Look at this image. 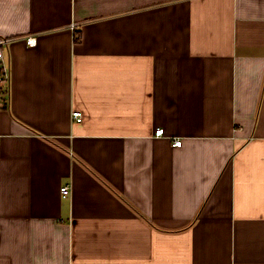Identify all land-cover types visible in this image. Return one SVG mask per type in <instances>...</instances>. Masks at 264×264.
Returning a JSON list of instances; mask_svg holds the SVG:
<instances>
[{
	"label": "crops",
	"instance_id": "obj_1",
	"mask_svg": "<svg viewBox=\"0 0 264 264\" xmlns=\"http://www.w3.org/2000/svg\"><path fill=\"white\" fill-rule=\"evenodd\" d=\"M0 36V264H264V0H0Z\"/></svg>",
	"mask_w": 264,
	"mask_h": 264
},
{
	"label": "built area",
	"instance_id": "obj_2",
	"mask_svg": "<svg viewBox=\"0 0 264 264\" xmlns=\"http://www.w3.org/2000/svg\"><path fill=\"white\" fill-rule=\"evenodd\" d=\"M14 41L12 38H7L4 36H0V108L5 106L4 104V96L6 94V86L10 82L11 79V72L10 67L6 58V50ZM29 45L35 46L37 44L36 38L32 37L28 40ZM73 117L77 122H81L83 117L81 112L76 111L73 113ZM165 135V130L163 128H159L155 132L156 137H163ZM183 141L179 138L175 139L173 144L174 147H182ZM70 187L66 186L62 188V192L64 196H68L70 194Z\"/></svg>",
	"mask_w": 264,
	"mask_h": 264
}]
</instances>
